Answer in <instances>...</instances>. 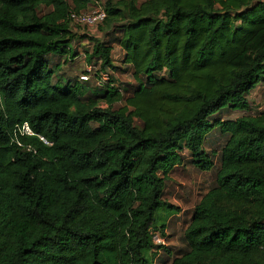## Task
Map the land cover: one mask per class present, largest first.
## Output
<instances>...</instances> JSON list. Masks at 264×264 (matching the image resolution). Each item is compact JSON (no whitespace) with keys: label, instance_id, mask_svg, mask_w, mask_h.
Wrapping results in <instances>:
<instances>
[{"label":"trees","instance_id":"trees-1","mask_svg":"<svg viewBox=\"0 0 264 264\" xmlns=\"http://www.w3.org/2000/svg\"><path fill=\"white\" fill-rule=\"evenodd\" d=\"M90 5L0 0V264L170 255L153 242L166 237L157 213L180 212L164 199L167 181L187 160L214 169V131L226 138L216 184L169 264H264V110L253 114L250 100L264 83V0H106L107 41L72 30L71 11ZM83 39L103 72L118 68L120 48L134 90L113 75L98 94L81 77L61 90L56 72ZM25 123L34 135L19 144Z\"/></svg>","mask_w":264,"mask_h":264},{"label":"rangeland","instance_id":"rangeland-1","mask_svg":"<svg viewBox=\"0 0 264 264\" xmlns=\"http://www.w3.org/2000/svg\"><path fill=\"white\" fill-rule=\"evenodd\" d=\"M72 30L78 35L83 37L87 35L89 38H93L96 41H107L102 32L95 30H87L83 28H77L72 26ZM90 35V36H89ZM84 45V46H83ZM74 46L78 49L79 56L73 62L65 64L62 61L63 67L56 72L54 83L59 80V88L61 90L66 89V84L69 80L72 83L76 81L82 82L78 77L85 75L90 67L93 68V72L90 74L89 88L93 95L99 93L100 89L97 86L98 81L101 79L102 73H109L113 75L117 84L124 89V91H132L136 87V82L132 78V72L128 66L123 63V52L120 48L115 49L114 61L118 67L115 71H100V64L96 66L95 63L88 65L85 60V53L91 51L92 46L89 44L88 39H83L80 44L75 42ZM53 58L52 56L49 59ZM98 73V75H97ZM163 77H167V73L161 74ZM56 84V83H55ZM264 86V83L262 84ZM261 85V86H262ZM262 86V87H263ZM97 91V92H95ZM91 94V95H92ZM252 96V95H251ZM252 103L251 112L253 114L259 113L256 105L257 98H250ZM106 107V104H102ZM243 113L239 111L225 115V119L236 120L241 117ZM226 142V138L219 132L214 131L212 137H210L205 149L213 156L215 167L211 172H201L196 170L194 166L188 162L180 168H177L174 173L170 175L167 181L164 199L171 205L180 209L179 214H169L167 211H160L157 216L160 218L158 221L159 226L166 225V239L167 250L170 251V255L166 251L160 252L157 256L154 264H169L174 256L181 254L186 249V243L184 240V232L190 224L195 206L200 202L202 197L216 184V175L220 168L219 153ZM190 159L187 156V159Z\"/></svg>","mask_w":264,"mask_h":264},{"label":"built area","instance_id":"built-area-1","mask_svg":"<svg viewBox=\"0 0 264 264\" xmlns=\"http://www.w3.org/2000/svg\"><path fill=\"white\" fill-rule=\"evenodd\" d=\"M106 19H107L106 0H91V5L88 11L80 12V13L71 11L68 17V20L73 27L83 28L87 30H95V29L98 30V28L104 24ZM87 72L89 73V75H82L81 77L82 81L85 82L90 81V77H91L90 74L93 72V68L90 67ZM109 80H110V74L102 73L101 79L98 81L97 86L103 88L109 82ZM15 133H16L15 136L16 138L14 141H16L19 144H20V140L18 139L17 135H21V136L34 135L28 123H25L22 126H18ZM153 242L154 244L159 246L168 245L166 237H163L158 233H154Z\"/></svg>","mask_w":264,"mask_h":264},{"label":"crops","instance_id":"crops-1","mask_svg":"<svg viewBox=\"0 0 264 264\" xmlns=\"http://www.w3.org/2000/svg\"><path fill=\"white\" fill-rule=\"evenodd\" d=\"M124 55V54H123ZM116 66V65H115ZM263 84V83H262ZM261 84V85H262ZM261 85H259L252 93L253 98H257V102L256 105L259 106L258 107V112H261L264 109V86L262 87ZM242 113V112H240Z\"/></svg>","mask_w":264,"mask_h":264}]
</instances>
